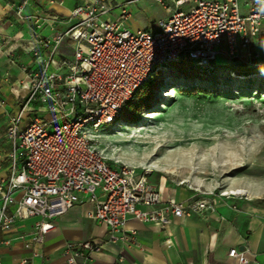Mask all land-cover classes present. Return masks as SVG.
Listing matches in <instances>:
<instances>
[{
    "label": "built area",
    "instance_id": "1",
    "mask_svg": "<svg viewBox=\"0 0 264 264\" xmlns=\"http://www.w3.org/2000/svg\"><path fill=\"white\" fill-rule=\"evenodd\" d=\"M30 1L23 0L15 12L37 30L23 50L34 67L20 68L26 95L15 114L5 113L6 145H0V233L34 220L28 239L20 238L29 251L20 264H42L37 246L54 230V220L75 205L93 206L87 218L104 227L106 237L65 243V264H93L109 246L137 248L130 220L165 232L174 220L208 210L201 201L188 206L163 200L146 172L109 166L95 133L119 125L135 91L170 64L188 62L202 72L222 57L227 66L264 68L258 51L264 46V0H155L168 17L152 31L126 27L129 8L139 0H85L70 12L63 32L56 31V17L23 16ZM42 27L52 37L41 36ZM64 41L69 57L59 50ZM170 238L169 233L167 245ZM7 244L0 241V247ZM244 253L233 249L228 256L249 264ZM122 260L119 256L118 264Z\"/></svg>",
    "mask_w": 264,
    "mask_h": 264
},
{
    "label": "rangeland",
    "instance_id": "2",
    "mask_svg": "<svg viewBox=\"0 0 264 264\" xmlns=\"http://www.w3.org/2000/svg\"><path fill=\"white\" fill-rule=\"evenodd\" d=\"M133 10L134 21L151 31L167 18L155 0ZM258 51L264 62V46ZM216 64L219 73L208 83L184 80L173 67L162 70L157 105L135 123L102 127L96 145L109 166L146 172L149 183L178 192L188 206L264 210V91H255L264 86V69L249 67L260 71L236 79L228 71L246 75L247 65L226 67L222 57Z\"/></svg>",
    "mask_w": 264,
    "mask_h": 264
},
{
    "label": "crops",
    "instance_id": "3",
    "mask_svg": "<svg viewBox=\"0 0 264 264\" xmlns=\"http://www.w3.org/2000/svg\"><path fill=\"white\" fill-rule=\"evenodd\" d=\"M83 1L85 0H31L22 10V15L56 17L59 19L56 31L63 32L69 27L64 21ZM22 2L23 0H0V101L4 106L0 108L1 147L6 145L5 113L15 114L18 103L26 95V90L20 86L23 80L20 68L34 67L33 57L23 50L27 43L33 41L37 30L33 22L18 20L15 8ZM147 2L148 0H139L131 6L130 18L126 23L129 30H147L132 17L135 6ZM114 16L115 13L110 19ZM163 19L166 18L159 20ZM38 32L41 36L52 37L44 27ZM69 49L70 44L66 41L59 47L63 54ZM159 191L163 200L187 203L178 192H168L161 187ZM92 209L93 206L89 203L75 205L54 220V230L47 234L43 245L37 246L43 254L42 264H65L61 252L67 242L101 241L106 237V229L87 218ZM33 222L34 220L19 221L10 232L0 233V241H9V244L0 247V264H20L29 255L20 238L24 237V241L28 239ZM127 227L137 232L138 247H106L101 254L94 256L93 264H118L119 256L123 259L121 264H238L228 256L233 249L245 252L249 264H264V210L236 209L215 204V208L210 210L174 220L165 232L134 220L128 221ZM169 233L171 244L167 245L165 240Z\"/></svg>",
    "mask_w": 264,
    "mask_h": 264
},
{
    "label": "trees",
    "instance_id": "4",
    "mask_svg": "<svg viewBox=\"0 0 264 264\" xmlns=\"http://www.w3.org/2000/svg\"><path fill=\"white\" fill-rule=\"evenodd\" d=\"M226 67H230L224 65ZM173 67L178 76H181L184 80L194 79L196 82L208 83V79H212L218 71L216 63L213 64L212 70L200 72L194 65L188 62H178L176 64H170L165 68L153 71L148 79L135 91L132 98L125 103L118 118L119 123L128 125L140 120L142 113L151 110L155 107L160 99L159 91L163 86V74L162 70ZM264 69V68H262ZM261 69V71H262ZM246 75H236L233 71H228L229 78L243 79L250 76L249 71H252V76L260 71V69L254 70L253 68L246 67L244 69ZM249 88H244L242 91H248ZM255 91H264V86L256 88ZM253 91V92H255Z\"/></svg>",
    "mask_w": 264,
    "mask_h": 264
},
{
    "label": "bare ground",
    "instance_id": "5",
    "mask_svg": "<svg viewBox=\"0 0 264 264\" xmlns=\"http://www.w3.org/2000/svg\"><path fill=\"white\" fill-rule=\"evenodd\" d=\"M177 90H175V89H172V92H171V94H169V95H167L166 97H171V96H174V94H175V92H176ZM242 93H245L246 94V92H242ZM241 93V94H242ZM125 126V125H124ZM96 134H98V132L97 133H95V137H96ZM100 138V137H99ZM194 190V189H193ZM230 194H232V195H234V193H230Z\"/></svg>",
    "mask_w": 264,
    "mask_h": 264
}]
</instances>
